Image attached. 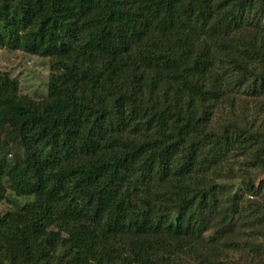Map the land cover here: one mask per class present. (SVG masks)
<instances>
[{"label":"trees","instance_id":"1","mask_svg":"<svg viewBox=\"0 0 264 264\" xmlns=\"http://www.w3.org/2000/svg\"><path fill=\"white\" fill-rule=\"evenodd\" d=\"M1 49L50 74L0 73V264H264V0H0Z\"/></svg>","mask_w":264,"mask_h":264},{"label":"rangeland","instance_id":"2","mask_svg":"<svg viewBox=\"0 0 264 264\" xmlns=\"http://www.w3.org/2000/svg\"><path fill=\"white\" fill-rule=\"evenodd\" d=\"M0 73H6L17 80L19 92L34 99L44 98L47 95L48 76L50 74L48 59L29 55L21 51L0 50ZM6 197L13 198L17 203H23L26 198L14 197L7 189ZM257 203L264 202V195L255 199ZM11 204H3L0 211H5Z\"/></svg>","mask_w":264,"mask_h":264}]
</instances>
